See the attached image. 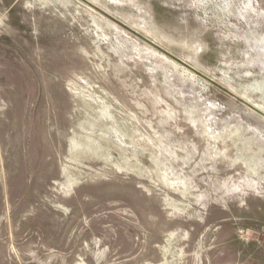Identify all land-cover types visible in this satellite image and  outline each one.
<instances>
[{"label":"rangeland","instance_id":"1","mask_svg":"<svg viewBox=\"0 0 264 264\" xmlns=\"http://www.w3.org/2000/svg\"><path fill=\"white\" fill-rule=\"evenodd\" d=\"M241 100L264 0H0V264H264Z\"/></svg>","mask_w":264,"mask_h":264},{"label":"water","instance_id":"2","mask_svg":"<svg viewBox=\"0 0 264 264\" xmlns=\"http://www.w3.org/2000/svg\"><path fill=\"white\" fill-rule=\"evenodd\" d=\"M145 41H147V42H149L150 44H152V45H154V46H156L154 43H152L151 41H149L148 39H146V38H144V37H142ZM230 93V92H229ZM230 94H232V93H230ZM234 97H236V98H238L239 99V97H237L236 95H234V94H232ZM242 101V103H244L245 105H247L248 107H250L251 109H253L254 111H256V112H258L259 114H261L263 117H264V112L263 111H261L260 109H258L257 107H255L254 105H251V104H249L248 102H246V101H244V100H241Z\"/></svg>","mask_w":264,"mask_h":264}]
</instances>
